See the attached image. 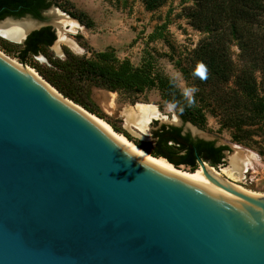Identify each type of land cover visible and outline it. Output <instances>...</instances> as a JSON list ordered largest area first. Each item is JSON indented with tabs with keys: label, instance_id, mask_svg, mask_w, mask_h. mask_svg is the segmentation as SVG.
Here are the masks:
<instances>
[{
	"label": "water",
	"instance_id": "1",
	"mask_svg": "<svg viewBox=\"0 0 264 264\" xmlns=\"http://www.w3.org/2000/svg\"><path fill=\"white\" fill-rule=\"evenodd\" d=\"M6 19L38 23L19 44L58 28ZM58 94L0 56V264H264V195L153 162Z\"/></svg>",
	"mask_w": 264,
	"mask_h": 264
},
{
	"label": "rangeland",
	"instance_id": "2",
	"mask_svg": "<svg viewBox=\"0 0 264 264\" xmlns=\"http://www.w3.org/2000/svg\"><path fill=\"white\" fill-rule=\"evenodd\" d=\"M195 3L165 0L158 7L148 8L145 0H53L42 12V21L53 20L49 14L56 9L78 26L74 31L63 28L64 42H58L54 28L56 42L42 48L37 56H29L22 65L44 70L51 60H64L69 53L138 83L133 90H109L93 79H81L79 84L94 113L145 146L154 143L153 131L160 125L177 124L176 118L178 127L190 133L185 127L190 124L201 139L228 147L223 164L216 168L206 164L224 180L264 194V48L248 52L230 38L220 63L221 73H216L199 51L209 34L195 28L188 16ZM255 26L256 34H264V12ZM69 41L78 50H73ZM21 45L0 34V52L19 64L14 55ZM159 76L172 80L187 102L201 109L202 126L180 119L176 106L161 96ZM140 105L152 106L158 113L143 129L136 119ZM239 148L256 155L260 165L246 169L234 181L227 172Z\"/></svg>",
	"mask_w": 264,
	"mask_h": 264
},
{
	"label": "trees",
	"instance_id": "3",
	"mask_svg": "<svg viewBox=\"0 0 264 264\" xmlns=\"http://www.w3.org/2000/svg\"><path fill=\"white\" fill-rule=\"evenodd\" d=\"M52 1L0 0V21L6 17L18 19L26 15L41 20L42 12L51 6ZM164 1L145 0V3L148 8H155ZM262 12L263 0H196L194 6L189 8L188 16L192 25L209 34L200 45L199 51L208 64L214 67L216 73H221L220 63L224 61L225 46L230 38L240 42V48L248 52L255 53L264 48V34L258 35L254 31ZM55 39L56 34L50 26L32 31L14 57L21 64H26L29 56H37L42 48L50 47ZM31 67L63 97L102 119L103 116L94 113L86 104L82 86L79 84L81 79H93L109 90H133L138 87V83L124 78L117 72L69 53L64 60H51L50 67L44 70L36 66ZM147 81L153 83L152 80ZM157 82L162 98L176 106L177 114L184 123L203 125L204 116L201 109L188 103L172 80L159 76ZM105 121L108 122L107 119ZM108 123L114 131L124 135L149 155L164 158L175 167L188 168L190 172L196 171L200 162L218 167L224 163V151L228 150L227 146H216L213 141L192 137L188 132L182 133L181 127L164 124L153 131L154 143L145 146L120 131L114 124Z\"/></svg>",
	"mask_w": 264,
	"mask_h": 264
},
{
	"label": "bare ground",
	"instance_id": "4",
	"mask_svg": "<svg viewBox=\"0 0 264 264\" xmlns=\"http://www.w3.org/2000/svg\"><path fill=\"white\" fill-rule=\"evenodd\" d=\"M49 17H51V19H53L52 23L58 27L57 28L58 42L66 41V38L64 36V32L62 31V30H64L63 29L64 27L69 28L70 31H74V29L78 26L76 21L71 20L66 15L62 14L60 11H58L56 9H53L51 11V13L49 14ZM37 26H38V23L36 21H32L30 19H24V20L15 21V22H12L10 19H6V21H2L0 23V34L3 38L14 42L15 39L19 38L20 36L22 37L23 34L27 33L31 29L36 28ZM68 44L70 45V47L73 50H78L76 44H74L73 42L69 41ZM0 56L5 58L6 60L11 62L12 64L16 65L17 67H19L23 71L27 72L28 74H30L34 78H36L38 81H40L45 86H47L54 94H56L59 98H61V96L58 94V92H56L55 89H53L48 83H46L33 68H31L29 66H26V67L21 66L19 63L15 62L14 60H11V59H8V57H5V55L2 54L1 52H0ZM139 110H140V112H139L140 115L138 117H136V119H137L138 127L142 128V129L146 127V125L148 124V122L150 121L151 118L158 116V113L156 112L155 108L152 106L140 105ZM82 112H84L86 115H88L87 112H85L83 110H82ZM88 116L91 117L92 119H94L107 132H109L113 137H115L117 140H119L122 144H124L126 147H128L133 152H135V153H137V154H139V155H141V156H143V157H145V158H147L153 162H156L162 166L176 170L171 165L167 164L161 158H152L151 156H148L147 154H145L141 148L139 149V147L134 145V143L131 142L130 140H128L124 135L114 131V129L111 127V125L108 122H106L104 119L99 118L94 114H91ZM175 121L177 122L176 118H175ZM239 149L240 150L236 151L232 157V159H233V161H232L233 165L232 166L233 167L232 168L230 167L231 168L230 172H227L228 177H230L234 181L236 180L237 176L242 175V172L245 171L246 169H248V168L253 169L255 166L260 165V162H259L258 158L256 157V155H254L253 153L247 152L244 149H241V148H239ZM208 170L210 172L216 174V178H218V179L222 178L221 174L218 171H216L214 168H210ZM176 171L182 172L184 174H187L189 176H192V177L200 179V180L210 182L205 177L201 167H199L193 173H190V172L183 170L181 168H179V170H176ZM232 186L234 188H237V189L250 191V190H247V189H245V188H243L237 184H232ZM250 192L257 193L260 195H264V194L254 192V191H250Z\"/></svg>",
	"mask_w": 264,
	"mask_h": 264
}]
</instances>
